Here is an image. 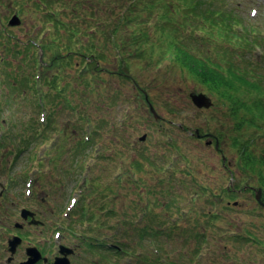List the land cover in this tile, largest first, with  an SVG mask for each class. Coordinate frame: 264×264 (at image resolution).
<instances>
[{
  "label": "rangeland",
  "instance_id": "1",
  "mask_svg": "<svg viewBox=\"0 0 264 264\" xmlns=\"http://www.w3.org/2000/svg\"><path fill=\"white\" fill-rule=\"evenodd\" d=\"M233 1L239 5L240 15L244 21L253 23L264 30L262 26V23L264 25V0ZM19 2H23L22 6L26 8L21 16L17 12L19 6L15 5ZM35 2L39 3L40 0ZM125 2L128 4L127 0ZM33 3L34 1L26 0H2L0 33L6 31L21 41L27 40L26 31L30 24L34 22L39 26L42 18L40 13L34 14L27 9ZM60 8L61 5H57L55 9ZM169 12L170 18L177 17L173 11ZM16 14L21 19V25L10 27L8 22ZM133 14L135 15V12ZM156 18H158L157 14L151 16V24L159 22L153 20ZM99 20L102 21L103 18ZM127 30L120 33L123 35ZM46 33L47 31L41 32L40 37L42 38ZM159 41L165 42L164 39ZM155 43L158 44L159 49L156 39H151L148 45L153 51L149 62L157 58L155 51L158 49L153 48ZM0 48H3L2 45ZM35 54L40 58L41 51ZM247 56H250L249 53ZM253 56L256 58L255 54ZM99 66L104 71L110 69L113 73L101 74V78L97 81L100 84L96 86L95 97L90 101L87 109L82 111L90 116V122L81 119L80 112L70 109L69 111L61 110L58 99L54 101L55 109L59 108L56 113L58 123L56 126L62 127L63 130L67 128L66 139L63 141L59 128L48 130L49 139L41 144L39 141V145L34 149L36 156L32 158L19 156L15 164L16 154H12L0 162V191L6 190L10 174L14 177L17 174L20 177L25 170L24 167L26 166L27 169L28 165L32 164L27 175V178L30 177L27 180L25 177L26 181L24 177L21 178L11 191L7 189L6 196L3 194L0 197V264H4L8 257L6 242L15 230V223L22 222L19 216L21 208L33 209L46 225L45 228H38L36 232L26 229L27 239L18 252L20 259L24 257V247L28 244L45 250L52 248L54 241L58 239L53 230L62 225V231L64 233L68 231L69 218L67 219L66 216L75 201H77L76 207L83 206L84 211L91 210L94 199V193L91 194V192L94 190L92 185H95V179L102 189L113 191H109V197L105 200L108 204L104 208L107 210L115 208V213L118 212V218L116 216L114 219L100 217V223H104V228L101 229L103 237L116 235L118 225L119 244L131 243L128 245L137 247L139 228L160 231V238L164 240V252L171 254V251L181 249L189 256L192 264L196 258L192 253L197 245L194 232L199 229L196 225L198 209L201 207L210 209L207 200H195L194 197L202 193L200 187H207L211 192L218 193L221 188L231 184L236 185L242 179L236 165L238 153L231 146L232 137L236 136V132L231 128L236 120L230 116H223L229 103L222 105L217 95L204 91L178 71L169 68L167 59L161 60L158 65H147L145 61L131 58V71L125 76L121 74L122 70L118 68L116 57L112 53L108 54V61L101 60ZM3 71L0 64V73ZM68 75L73 76V69L68 68L62 73L61 76L65 77L62 85L68 82L70 89L73 87L79 92L74 93L68 90L66 97L76 99L77 102L82 100L85 103L84 99L77 95L84 90L83 83L86 82L83 81H87L86 77L83 76V80H74ZM5 88L7 83L0 84V92ZM48 90L47 85L40 80L39 84L36 82L31 85L30 92L33 98L38 99ZM144 92L148 94L163 120L159 121L151 115ZM192 92L205 93L214 104L206 109L195 107L190 100ZM22 107V112H26V119L36 116L34 104L29 103ZM47 112L48 107H45V111L35 119L40 121L39 119L47 116ZM169 121L176 124L182 122L186 124L188 130L180 131V133L175 130L174 135L171 133L166 135ZM198 129L199 135L196 133ZM89 132L97 135L98 138L92 146L81 142L86 140ZM253 132L252 128H248L244 136ZM144 135L147 137L141 141L140 138ZM260 135L261 138L257 140L259 150L264 149V136ZM170 142H174V146H179L180 150L173 149ZM141 153L146 154L145 160L138 155ZM184 154L188 162L183 160ZM223 156L226 157V161ZM136 162L143 166L139 171L144 170V173H131ZM168 166L170 169H167ZM174 169L179 171L172 173ZM184 169H188L191 176L188 171L183 172ZM129 174L134 180L142 179L141 183L137 186L136 183L132 184ZM168 175L176 186L171 193L162 189L158 190V187L162 185L168 187L169 181H166ZM160 179L163 180L162 185L158 184ZM153 186L155 189H152ZM28 189L32 191L31 194H27ZM88 193L90 196L86 195ZM177 195L182 198L176 204L167 202L170 196L175 200ZM96 199L98 202L102 200L101 196H97ZM234 201L240 204V208ZM226 202L235 207L231 211L228 210L225 215L228 223L225 222L226 220L222 223L228 233L242 236L244 228L249 229L251 219H248L250 217L248 213L250 211H258L257 214L264 215V209L252 193L241 192L234 199H225L224 204ZM59 207L60 210H56ZM123 218L128 219L125 221ZM121 221L125 223L122 224ZM260 221L264 223L263 218H259ZM112 225L115 227L114 230ZM84 226L83 222L78 223L77 232L82 233ZM168 233L172 237L170 241L167 239ZM182 240L185 241V247ZM153 243L152 237L146 241L149 258L154 254L162 263H165L166 254H163L164 257L157 254L152 246ZM240 243L244 244H232L230 258H236L240 263L245 264H264V254L259 255L251 242L240 239ZM215 244L216 242L214 246ZM141 250L137 248L135 255L140 254ZM135 255L127 251L123 257H118L116 264H137ZM203 257L205 261L207 255ZM92 258L94 259V256ZM143 264H150V261Z\"/></svg>",
  "mask_w": 264,
  "mask_h": 264
},
{
  "label": "trees",
  "instance_id": "2",
  "mask_svg": "<svg viewBox=\"0 0 264 264\" xmlns=\"http://www.w3.org/2000/svg\"><path fill=\"white\" fill-rule=\"evenodd\" d=\"M26 1H34L27 9L42 16L39 26L34 22L30 24L26 31L28 39L25 41L6 31L0 33V45L3 47L0 48V64L4 70L0 73V84L7 83V88L1 89L0 92V162L11 154H16L15 163L18 162L19 156H36L34 149L39 145V141L41 144L49 139L48 130L59 128L63 140L66 139L67 128L63 130L62 127L56 126V113L59 108L55 109L54 101L58 99L61 110L80 112V118L90 122V116L82 111L87 109L95 97L96 86L100 84L97 81L101 74L113 73L110 69L104 71L99 66L101 60L108 61L109 53L116 57L118 68L124 76L131 71V58L145 61L147 65H158L161 60L167 59L169 68L178 71L204 91L217 95L222 105L229 103L223 116L236 120L231 128L236 132V136L232 137L231 146L238 153L236 165L242 179L236 185L221 188L218 193L211 192L207 187H200L202 193L194 197L195 200H207L210 209H198L196 225L199 229L194 232L197 245L192 253L196 258L192 264H245L236 258H230L232 244H244L240 243V239L251 242L258 254L263 255L264 223L259 222V218L264 219V215L257 214L258 211H250L249 229L244 228L242 236L226 232L222 223L225 220L228 223L225 215L228 210L235 208L228 205L229 202L224 204L225 199H234L240 192L252 193L256 188L262 187L264 191V149L259 150L257 146L260 134L264 136V30L244 21L238 5L233 4L232 0H127L128 4L125 0H40L39 3L35 0ZM1 3L2 0L0 5ZM22 4L23 2L15 3L19 6L17 12L20 16L26 9ZM57 5H61V8L55 9ZM169 11H173L177 17L170 18ZM153 14L158 16L153 20L159 22L151 24ZM262 26L264 27L263 23ZM125 29L128 30L122 35L120 31ZM44 31L47 33L41 38L40 33ZM151 39H156L159 43V49L157 43L153 45L154 50L158 49L155 51L157 58L153 62H149L153 52L148 46ZM160 39L165 42H160ZM38 51L42 52V60L35 54ZM68 68L73 69L74 77L68 75L72 79L83 80V76L86 77L87 81H83L86 82L83 83L84 90L77 95L84 99L85 103L66 97L68 90L79 92L76 88L70 89L68 82L62 85L65 77L61 75ZM40 80L49 90L38 99L33 98L31 85L36 82L39 84ZM29 103L35 105L36 116L41 115L45 107H48L43 123L37 121L36 116L26 119L22 106ZM168 124L166 135H174L175 130L178 133L188 130L182 122L176 124L169 121ZM248 128H252L254 132L244 136ZM96 139L97 135L89 132L86 140L81 142L92 146ZM169 144L173 149L180 150L179 146H174V142ZM138 155L145 160L146 154ZM182 156L183 160L188 162L186 154ZM31 166L32 164L28 165L27 169L24 167V175L29 173ZM133 167L131 173L145 172L139 171L143 166L137 162ZM167 169H170V166ZM184 170L183 172L188 171L191 176L188 169ZM178 171L179 169H174L172 173ZM128 176L131 177L130 182L136 183V186L142 181L134 180L131 174ZM159 181L158 184L162 185L163 180ZM166 181H169L168 187L162 185L158 190L171 193L176 186L171 182L169 175ZM9 184L12 187L15 183L11 180ZM94 184L93 191H96L102 200L98 203L97 195L94 194L90 211H84L83 206L70 211L69 232H73L74 224L83 219L91 224L100 223L99 214L104 218H118L114 208H104L108 204L105 200L108 199L111 189H102L96 179ZM152 189H155L154 186ZM181 198L177 195L174 200L170 196L167 202L176 204ZM237 206L240 208V204ZM126 219L128 218H123L125 221ZM137 232V247L135 244L128 245L131 243L119 244V257H123L127 251L135 255L136 249L140 248L141 253L135 255L137 264L149 261L150 264H191L189 256L181 249L171 251V254L164 252V240L160 238V231L139 228ZM150 237L153 238L152 246L155 252L162 257L166 254L165 263L154 254L149 258L146 241ZM171 238L168 233L167 239L170 241ZM182 244L185 247V241L182 240ZM206 255L204 261L203 256ZM110 261L111 259L109 264Z\"/></svg>",
  "mask_w": 264,
  "mask_h": 264
},
{
  "label": "flooded vegetation",
  "instance_id": "3",
  "mask_svg": "<svg viewBox=\"0 0 264 264\" xmlns=\"http://www.w3.org/2000/svg\"><path fill=\"white\" fill-rule=\"evenodd\" d=\"M259 191H261V190H259ZM259 204L264 209V193L262 191H261V202H259ZM29 221H30V218L28 220L24 221L23 224H22L23 227L18 229V232H13L11 234V236H13V235L23 236L27 232L26 228H25L26 225L28 227H31V226H29ZM29 230H31V229H29ZM36 231L37 230H34V232H36ZM61 243L63 245H66V246H72L71 248H73V250H74L73 254L69 255L70 264H87V260H86L87 252H83L82 251L83 250V245L81 243V240H79L76 237L69 239L67 236H66V238H63V242L62 241L61 242L60 241H56V243L53 245V247L51 249H55V248L56 249L49 253V258H48L49 262L53 261L55 259V257L59 255V251L57 250V246H59V244H61ZM112 246L115 248L114 245H112ZM21 247H22V245L19 246V248H17L16 253L14 255H12V256H10V254L8 252L7 254L9 256L6 257V260H5L4 264H19V263L23 262V260L25 258H23V257L21 259L18 258V252L20 251ZM6 250L8 251V246H7ZM24 250H25V248H24ZM96 253L99 254V255H97ZM89 254L91 256H94V259H92L90 264H103V252H102V249H99V251L97 249L96 250L92 249V250L89 251ZM117 257H118V255L116 254L115 255V261L117 260Z\"/></svg>",
  "mask_w": 264,
  "mask_h": 264
},
{
  "label": "water",
  "instance_id": "4",
  "mask_svg": "<svg viewBox=\"0 0 264 264\" xmlns=\"http://www.w3.org/2000/svg\"><path fill=\"white\" fill-rule=\"evenodd\" d=\"M20 24H21V20L17 16H14L9 22L10 26H19ZM190 97L192 99V102L198 108H209L212 105L211 99L203 93H192L190 95ZM149 106H150V111L153 113V115L156 117V119H159L160 117L157 114V112L155 111L153 105L151 103H149ZM196 133L199 135V130H196ZM145 139H146V135L141 137L140 140L143 141ZM22 214H23V217L26 219L28 218V216L33 217V221L31 222V224H38L39 223L38 221L35 220L34 214L31 213L30 211L23 210ZM21 242H22V239L20 237H13L9 241V247H10V251L12 254L16 251L17 247L21 244ZM64 250H67V252L63 253ZM71 252H73L72 249L61 246V253H63L64 257L57 258L55 260V262H53L51 264H69L67 254H69ZM26 253H27L28 259L21 264H36L42 258L40 251L36 247L28 248ZM44 261L47 262V259L45 258Z\"/></svg>",
  "mask_w": 264,
  "mask_h": 264
}]
</instances>
